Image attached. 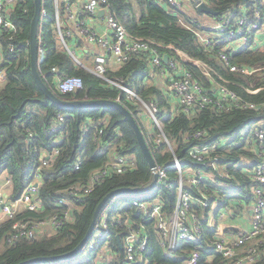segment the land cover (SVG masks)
Here are the masks:
<instances>
[{
	"label": "trees",
	"instance_id": "trees-1",
	"mask_svg": "<svg viewBox=\"0 0 264 264\" xmlns=\"http://www.w3.org/2000/svg\"><path fill=\"white\" fill-rule=\"evenodd\" d=\"M70 1L58 0L61 21L68 20L67 4ZM109 1L132 34L173 44L191 57L209 62L229 78L245 83L255 80L229 71L215 53L200 43L194 28H203L201 20L188 15L182 8L170 5L168 0ZM199 1L190 0L197 12H201L197 7ZM205 2L222 13L240 7L244 0ZM56 9V0H42L38 31V47L42 51H39L38 70L45 83L60 97L69 100H116L120 97V101L139 123L155 162L164 164L171 161L173 153L167 145L155 141L159 129L143 113V103L129 97L120 86L81 66L63 46ZM34 14L35 0H13L6 16L15 29L2 28L0 31V67L5 71V78L0 82V177L7 175L10 178L11 203L22 196L38 170L42 176L38 208H24L0 222V264H17L32 257L73 250L86 236L98 205L110 191L121 187H146L153 180L152 167L142 152L136 132L120 110L105 106L67 109L45 96L32 73L30 47L23 44L30 37ZM67 41L70 46L75 43L84 45L76 33L67 36ZM168 52L172 54L171 49ZM150 57L147 54L135 56L123 62L114 59L107 64L105 75L114 80L122 79L146 102L158 104L163 130L183 160H186L191 147L221 141L217 151L220 155L218 165L227 176L212 173L199 183L198 187L209 197L210 205L206 208L197 204L194 206L201 216L204 229L203 240L197 247L202 255L199 264H232L223 253L216 251L211 240L216 239L218 215L222 207L233 204L234 214L241 215L245 206L253 201L252 189L256 184L253 174L259 158L253 150L250 132L256 126L264 125V90L250 94L231 85L245 99L255 102L256 108L236 106L224 110L209 105L192 107L186 111L167 89L169 77L161 73L169 65L165 62L164 67H155ZM232 60L249 65L262 64L264 50L243 49ZM184 64L192 71L196 82L212 95H217L214 76L203 74L190 63ZM73 75L83 78L84 87L74 92H61L56 86L57 76ZM60 115H64L63 120ZM199 129H204L206 134L195 138L193 135ZM49 154L51 164L45 166L43 159ZM118 155H132L135 165L122 173L111 170L96 181L90 191L85 192L84 188L89 186L96 170L104 168L111 157ZM77 163L79 167L76 168ZM199 168L211 171V167L206 165H200ZM178 180L177 168L171 167L168 169L167 181L159 183L150 191L151 197L158 198L166 211L175 208ZM230 191L239 192L244 197L232 199ZM194 193L201 196L197 189H194ZM120 194V202L112 203L114 196L102 207L97 222L109 205H114V209L109 212L111 231L92 250L87 251L90 237L80 253L72 257L39 260L29 264H98L95 259L107 241L110 243L106 245V250L113 257L106 264H128L122 242H119L125 227L113 225L112 216L113 211L120 207L133 209L131 200L135 193ZM60 199L69 203L60 202ZM67 211L71 216L69 219H65ZM54 216L62 219L61 226L52 233L42 232L41 225ZM21 220L27 221L29 228H34L33 236L14 237L17 233L14 226ZM146 224L150 241L145 258H148L149 264H173L178 255L183 253L182 249L167 253L157 240L152 221L146 220ZM118 233L120 237H117ZM196 245L188 243L185 247L190 250ZM245 264H264L262 246H259L254 259Z\"/></svg>",
	"mask_w": 264,
	"mask_h": 264
},
{
	"label": "built area",
	"instance_id": "built-area-1",
	"mask_svg": "<svg viewBox=\"0 0 264 264\" xmlns=\"http://www.w3.org/2000/svg\"><path fill=\"white\" fill-rule=\"evenodd\" d=\"M185 1L168 0V3L177 8H182ZM202 1L205 0L199 1L197 6ZM12 2L13 0H0V31L2 28L15 29V25L6 16L8 6ZM56 6L57 26L63 46L80 65L120 86L128 93L129 97L141 101L144 105L143 113L159 129L155 136V141L157 143H165L168 150L173 153L171 161L164 164L156 163L155 167L152 168L153 180L146 187H150L153 183L155 185L149 191L136 192L131 200L133 209L129 210L120 207L123 215L119 218L112 216L113 225H117L118 228L125 227L121 242L128 264H149L148 258H145L150 241L149 227L146 224V220L152 221L157 240L167 253L171 254L179 248L182 249L183 253L178 255L173 264H199L202 255L197 246L203 240L204 229L201 223V216L194 206L197 204L206 208L210 205L209 197L198 187L205 176L209 177L212 173L227 176V174L221 172L218 165L220 155L217 154V151L221 146V141L215 140L208 144L193 146L189 149L186 160H183L177 155L176 149L173 148L175 145H173L163 130V123L158 115V104L154 101L146 102L135 90L128 87L122 79L114 80L106 77V66L109 63V59L113 57L117 61L123 62L132 57L147 54L151 56V62L155 67H164L165 62L169 65L166 70L162 69L161 73L169 77L167 89L177 98L178 103L186 111H190L192 107L202 108L209 105L224 110H230L236 106L256 108L257 104L255 102L245 99L231 85L240 87L250 94H257L263 91L264 63L255 65L237 63L232 60V57L243 49L264 50V0H244L240 7L230 8L213 16L214 20L211 21L209 28H194L200 43L210 52L215 53L229 71L248 76L250 79L255 78V80H250L248 83L225 76L209 62L191 57L173 44H164L151 38L132 34L114 11L109 0H87L85 4L89 16L94 17L99 15L100 10H104L106 26L103 32L91 28L84 19H78L75 22V29L86 38L89 44L98 50L95 53L94 67H88L81 62L76 49L69 45L67 36L70 35V31L62 27L58 0H56ZM70 17L75 18L71 11ZM169 49L172 50V54L168 52ZM39 51H42V48ZM166 53L169 54L168 61L164 60ZM185 62L198 67L203 74L215 77L216 85L214 90L217 91L216 96L194 80L193 73L184 64ZM53 70L56 71V68H53ZM4 78L5 71L0 67V82ZM56 86L61 92H74L84 87V80L79 75L57 76ZM117 100H120V97ZM60 119L63 120L64 115H60ZM205 134L206 131L204 129H199L193 136L201 138ZM250 140L259 161L254 168L253 174L256 181L252 189L253 201L245 206L241 215L246 217L249 214L251 225L250 227H242L240 225L238 229L232 227L225 230L226 224L219 223L215 232L216 239L211 240L216 251L223 253L232 264H245L252 261L259 252V246H262L264 250V125H258L251 130ZM50 158L51 155H47L43 159V165H50ZM134 165L135 161L132 155L111 157L104 168L96 170L89 186L85 187L84 191H90L91 186L111 170L122 173ZM200 165L211 167L212 172L199 168ZM77 167H79V163H77ZM171 167L177 168L179 180L175 189V208L172 211H166L163 203L158 198H152L149 192L159 183L167 181L168 169ZM41 177L40 170H38L35 179L29 183L22 196L15 203L8 202L6 199L0 200V205L3 204L2 210L6 217L11 218L15 215L18 211L15 207L17 203L23 204L24 208L30 210L38 208V195L42 184ZM192 188L197 189L201 196H197ZM230 196H232V199L244 197L243 194L233 191H230ZM120 199L121 195L117 194L112 203L120 202ZM59 201L69 203L64 199ZM232 205L228 204L224 207V213L220 212V218L237 216L234 214ZM113 209L114 205H109L108 210L96 223L87 251L92 250L101 238H105L110 233L109 212ZM69 218L71 216L69 211H67L65 219ZM49 222L56 229L61 226L62 219L54 216ZM227 225L232 226L231 224ZM14 227L17 232L14 235L15 238L20 235L33 236L35 233L34 228H29L25 220L17 222ZM117 237H120V233L117 234ZM109 243L107 241L106 245ZM188 243L197 245L189 250L185 247Z\"/></svg>",
	"mask_w": 264,
	"mask_h": 264
},
{
	"label": "water",
	"instance_id": "water-1",
	"mask_svg": "<svg viewBox=\"0 0 264 264\" xmlns=\"http://www.w3.org/2000/svg\"><path fill=\"white\" fill-rule=\"evenodd\" d=\"M198 9L201 12L209 13L212 15H217L219 13L218 10L207 4L205 1H202L197 6ZM42 13V0H35V14L32 19L31 23V30H30V37L28 40L23 41L24 45H28L30 47V55H31V65H32V73L33 76L38 83L41 90L45 93V96L51 100L52 102L65 107L67 109H73L77 107H96V106H105V107H112L120 110L125 117L128 119L131 126L134 128L136 132V136L139 142V145L142 149L143 154L146 156L150 166L152 168L155 167L156 162L155 159L151 153V150L149 148V145L145 139L144 133L141 130V127L139 123L137 122L135 116L133 113L120 101V100H113V99H83V100H69L64 99L60 97L58 94H56L43 80L41 77L39 70H38V58H39V48H38V31H39V21ZM99 14H104V10H100ZM169 54L166 53L164 55V60L168 61ZM155 182V181H154ZM155 184L153 183L150 187H121L114 189L110 191L100 202V204L97 207V210L94 214L93 221L88 229V232L86 236L83 238V240L71 251H68L66 253L62 254H56V255H50V256H36L32 257L27 260H23L17 264H29L34 261L39 260H52V259H61L65 257H72L82 250L84 244L88 239L92 236L93 231L95 229L97 219L99 217V213L102 209V207L106 204V202L113 196H115L118 193L122 192H142V191H149L151 187H153ZM3 204L0 205V209L2 208ZM230 227L238 229L237 226H225L224 229H229ZM119 242L121 240L119 239Z\"/></svg>",
	"mask_w": 264,
	"mask_h": 264
},
{
	"label": "crops",
	"instance_id": "crops-1",
	"mask_svg": "<svg viewBox=\"0 0 264 264\" xmlns=\"http://www.w3.org/2000/svg\"><path fill=\"white\" fill-rule=\"evenodd\" d=\"M190 3V0H187ZM87 0H71L68 4H67V11H68V20L67 21H61L62 23V27L65 30H69L70 31V37L73 36L75 33L77 35H79L81 37V40L83 41L84 45H79L78 43H75L73 45H71V47L73 49H76L78 56L82 57V55L84 56L85 53H90L91 55L93 54L95 57V53L98 52V50L95 49V47H93L91 44H89L86 40V38L80 34V32L75 29V22L78 19H84L86 24L89 25L91 28L96 29L100 32H103L105 30V22H104V14H99L96 16H89L86 8H85V4H86ZM192 5V3H190ZM193 7V6H192ZM194 8V7H193ZM194 9H189V12H193L192 14H188L196 19H200V17H198L193 11ZM70 11L75 15V18H71L70 17ZM68 24H70L68 27ZM69 36V35H68ZM87 58H90V55L87 56ZM115 58H110L109 62L114 60ZM116 60V59H115ZM2 61V54H1V48H0V62ZM163 76H165V74L162 73ZM148 120H150L147 117ZM1 178V182H0V200L1 199H6L8 202H11L9 199V193L12 190L11 187V182H10V178L9 176L5 175V177H0ZM15 207L17 208V210H23L24 209V205L21 203H17L15 204ZM221 210V209H220ZM220 215V212H219ZM218 215V224L219 223H224L226 224L225 226H228L227 224H231V225H235V226H242V227H250V215L248 214L246 217L242 216V215H237L234 217H228L225 216L224 218H220L221 216ZM6 214L4 213V211L2 210V208L0 209V222L4 219H6ZM46 224V223H45ZM232 228V227H230ZM229 228V229H230ZM236 229V228H234ZM228 230V229H225ZM104 263V262H103ZM106 263V262H105Z\"/></svg>",
	"mask_w": 264,
	"mask_h": 264
},
{
	"label": "rangeland",
	"instance_id": "rangeland-1",
	"mask_svg": "<svg viewBox=\"0 0 264 264\" xmlns=\"http://www.w3.org/2000/svg\"><path fill=\"white\" fill-rule=\"evenodd\" d=\"M194 5L190 4L187 0L185 1L184 3V6L182 7V10L187 13V14H192L193 12H189V9H194L193 7ZM195 11L194 13L201 18V23H202V27L204 29L206 28H209V26L211 25V21L214 20V17L213 16H210L208 13H202V12H197L195 9L193 10ZM88 52V51H87ZM85 53V55L81 57V62L82 63H85L88 67H94L95 65V57L94 55L90 54V53ZM90 55V58L88 59L87 56ZM82 66V65H81ZM175 148V147H173ZM1 177H5V175H2ZM0 182H1V178H0ZM221 213H224V207L221 208L220 210ZM121 215H123V211L122 209H116L113 211V217L114 218H119ZM41 231L46 233V232H49V233H52L54 231V227L52 225V223H46V224H42L41 225ZM244 250V249H243ZM99 256H97V258L95 259V261L99 263H103V262H108L112 257L113 255L108 253L107 250H106V245L103 246V248L100 250L99 252Z\"/></svg>",
	"mask_w": 264,
	"mask_h": 264
},
{
	"label": "clouds",
	"instance_id": "clouds-1",
	"mask_svg": "<svg viewBox=\"0 0 264 264\" xmlns=\"http://www.w3.org/2000/svg\"><path fill=\"white\" fill-rule=\"evenodd\" d=\"M133 193H135L136 194V192H133ZM150 193V192H149ZM118 194H120V193H118ZM117 195V194H116ZM121 195V194H120ZM114 197V196H113Z\"/></svg>",
	"mask_w": 264,
	"mask_h": 264
}]
</instances>
